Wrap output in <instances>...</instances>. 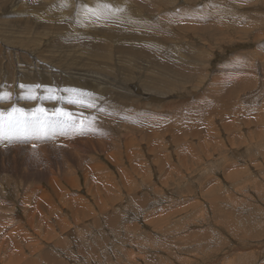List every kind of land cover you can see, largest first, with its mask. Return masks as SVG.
Listing matches in <instances>:
<instances>
[{"label":"rangeland","instance_id":"1","mask_svg":"<svg viewBox=\"0 0 264 264\" xmlns=\"http://www.w3.org/2000/svg\"><path fill=\"white\" fill-rule=\"evenodd\" d=\"M13 108L0 264H264V0H0Z\"/></svg>","mask_w":264,"mask_h":264},{"label":"snow or ice","instance_id":"2","mask_svg":"<svg viewBox=\"0 0 264 264\" xmlns=\"http://www.w3.org/2000/svg\"><path fill=\"white\" fill-rule=\"evenodd\" d=\"M7 94H5L6 96ZM38 113H45V110L42 108H38L34 110ZM62 116L71 117L70 113H64L61 109L56 110ZM19 114V115H14ZM3 118V114H0V119ZM41 120V117L37 116L35 121L30 122L27 119V116L24 114L22 109L13 108L11 112L8 114L6 120L3 121V124H0V132H3L4 127L6 126L10 133H16L17 131H27L30 126L38 124ZM43 128V125H40Z\"/></svg>","mask_w":264,"mask_h":264},{"label":"bare ground","instance_id":"3","mask_svg":"<svg viewBox=\"0 0 264 264\" xmlns=\"http://www.w3.org/2000/svg\"><path fill=\"white\" fill-rule=\"evenodd\" d=\"M20 1V0H19ZM260 1V0H259ZM12 2V1H11ZM21 3V2H20ZM15 4V3H14ZM17 5V4H16ZM255 7H258V6H255ZM260 15V14H259ZM243 18V17H242ZM262 18V17H261ZM232 19V18H231ZM246 19V18H245ZM241 20V19H240ZM6 21V20H5ZM30 21V20H29ZM248 21V20H247ZM16 22V21H15ZM18 22V21H17ZM26 22V21H25ZM245 23V22H244ZM248 23H251V21L250 22H248ZM247 23V24H248ZM13 24V23H12ZM53 24V23H52ZM246 24V25H247ZM254 24V23H253ZM253 24H251V26L253 25ZM54 25V24H53ZM57 25V24H56ZM250 25V24H249ZM248 26V25H247ZM255 25H253V27H254ZM256 27V26H255ZM57 28H59V26L57 25ZM247 29V28H246ZM245 29V30H246ZM254 29V28H253ZM236 30V29H235ZM239 30V29H238ZM247 31H248V29H247ZM102 33V32H101ZM99 36H100V38H99ZM104 35H103V33H102V36L100 35V31H98L97 30V41L96 42H93L90 46H88L89 48H92V50L99 56V60H101V58H103V57H105V56H107L105 53H103L102 52V50H103V48H101V47H99V44L98 43H100L101 41L104 43L103 45H107V40L105 39L104 40ZM98 44V45H97ZM86 47V48H85ZM88 47H87V45H85L84 46V51H87L88 50ZM66 50H69V48H67ZM113 50V49H112ZM52 54V53H51ZM154 56H152V55H150L149 56V58H148V61H152V62H154V61H156V60H154L155 58H153ZM98 60V61H99ZM152 62H150L151 64H152ZM158 64V63H157ZM210 64V63H209ZM245 64V63H244ZM246 65V64H245ZM31 67V66H30ZM25 69V68H24ZM243 69V68H242ZM234 71V70H233ZM231 74V73H230ZM237 74V73H236ZM49 75V74H48ZM242 75H243V73H242ZM70 78H73V77H75V76H69ZM77 77H82V75H80V76H77ZM247 77V76H246ZM239 78V77H238ZM241 78V77H240ZM45 79V78H44ZM50 79V78H49ZM69 79V78H68ZM77 79H79L78 81H76V79H75V81L74 80H70L69 81V83L70 82H72V81H74V82H77V83H83V78H77ZM249 80V79H248ZM80 81V82H79ZM217 81V80H216ZM237 81V80H236ZM217 83H218V81H217ZM219 83H221V82H219ZM223 83H225V82H223ZM234 83V82H233ZM234 84H236V83H234ZM263 84V83H262ZM218 85V84H217ZM248 85V84H247ZM224 86V85H223ZM227 86V85H226ZM80 87L82 88V87H84V85H80ZM214 88V87H213ZM224 88V87H223ZM235 88V87H234ZM259 88V87H258ZM71 89V88H70ZM86 89V88H85ZM96 89H97V91H98V89L100 90L101 89V87L100 86H98L97 84H96ZM73 90H70V91H68V92H72ZM84 91V89L81 91V92H83ZM258 92V91H257ZM260 94H262V93H260ZM184 95V94H183ZM243 97V96H242ZM246 97V96H245ZM254 97V96H253ZM256 97V96H255ZM251 98V97H250ZM174 99V98H173ZM246 99V98H245ZM262 102V101H261ZM254 103V102H253ZM252 103V104H253ZM255 104V103H254ZM223 105V104H222ZM237 105V104H236ZM255 106V105H254ZM92 113V112H91ZM263 113V112H262ZM95 116V115H94ZM178 118V117H177ZM233 121V120H232ZM238 122V121H237ZM176 123V122H175ZM93 126V125H92ZM95 126V125H94ZM96 127V126H95ZM214 129V128H213ZM195 130V129H194ZM222 130V129H221ZM169 131V130H168ZM48 133V132H47ZM182 135V134H181ZM181 140V139H180ZM182 141V140H181ZM185 155V154H184ZM185 156H187V155H185ZM184 165V164H183ZM99 167H97V169H98ZM171 172V171H170ZM170 172H169V174H170ZM168 175V174H167ZM167 177V176H166Z\"/></svg>","mask_w":264,"mask_h":264}]
</instances>
